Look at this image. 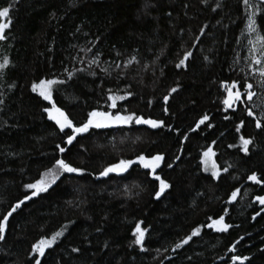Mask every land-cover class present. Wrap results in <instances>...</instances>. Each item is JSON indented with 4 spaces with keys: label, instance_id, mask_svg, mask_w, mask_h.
<instances>
[{
    "label": "trees",
    "instance_id": "trees-1",
    "mask_svg": "<svg viewBox=\"0 0 264 264\" xmlns=\"http://www.w3.org/2000/svg\"><path fill=\"white\" fill-rule=\"evenodd\" d=\"M4 7L11 23L0 40V63L8 58L0 70V219L31 196L25 185L57 159L82 171L60 172L9 217L0 264H239L233 257L264 264V205L256 200L264 183L248 180L256 173L264 181V49L249 43L256 33L248 32L243 0H0ZM260 7L256 29L264 36ZM41 80L63 81L52 86V101L76 125L95 110L163 126L91 128L68 145L44 111L52 105L32 90ZM234 82L253 97L226 108L225 86ZM110 95L126 99L110 108ZM241 137L251 140L247 154ZM209 148L215 179L201 164ZM157 154L163 160L155 173L136 163L99 175L122 159ZM155 175L169 185L159 198ZM221 216L229 227L217 232L209 225ZM138 223L146 230L142 245L134 243ZM56 232L62 235L43 256L32 252Z\"/></svg>",
    "mask_w": 264,
    "mask_h": 264
},
{
    "label": "snow or ice",
    "instance_id": "snow-or-ice-1",
    "mask_svg": "<svg viewBox=\"0 0 264 264\" xmlns=\"http://www.w3.org/2000/svg\"><path fill=\"white\" fill-rule=\"evenodd\" d=\"M243 3L246 7V9L249 10L248 14V32L256 33V41H249V43H258L262 49H264V36H261L259 32L256 29V12L261 10L260 6H264V0H260V5H252L250 3V0H243ZM255 9V10H253ZM9 16V8L4 7L0 8V40H3L5 38L4 33L6 29L10 26V19L7 20ZM252 52H256V48L253 47ZM189 53H185L183 59L179 61V63L176 65L177 68H180L185 64V61L188 59ZM261 55H264V51L261 52ZM253 63L260 64L261 60L256 59L255 55L253 56ZM8 64V58L5 57L3 60V63H0V70L4 69L5 66ZM259 75L261 77H264V68L259 69ZM56 83H63V81H55V80H41L39 84H33L32 90L35 92L37 89H39V95L46 101L49 102L52 106L50 108H45L44 111L47 113L48 119L50 121H54L55 125L59 129L60 132L65 133L66 140L65 143L68 145L73 144V141L76 140L78 135L87 133L89 129L95 128V129H101V128H108L115 125H130L132 123H135L137 125H147L148 127L152 129H156L163 126V122L156 119L151 118H144L142 116L136 115V114H120L117 113L115 115L111 114L110 112L105 111H90L87 115L86 121L83 123L76 125L74 124L73 120L69 118L68 115L64 111H62L59 107H57L53 101H52V86ZM237 87L236 83L234 82L231 87L225 86V90L227 92V97L224 99L223 104L226 108H230L233 103L240 100L241 93L239 91L233 92L232 89H235ZM246 89H251L252 85L247 84L245 85ZM177 89L173 88L171 89V92H176ZM247 99L251 100L253 97V93L250 91L246 93ZM112 103L109 105L110 108L116 107V101L123 99V97L118 96H112L110 95L108 97ZM168 96L164 97V102L167 103ZM167 111V110H165ZM248 116H253V113L251 111L247 112ZM227 119V117H225ZM208 120L207 116H204L200 119V121L197 124V127H199L200 124H203L205 121ZM211 127V125H208ZM262 123L261 121L256 122V128H261ZM66 129H70V133L65 132ZM237 132L240 131V126H237ZM251 143V140L245 139L244 137L240 138V150L244 152L245 154L248 153V146ZM229 147H233V145H229ZM57 148L61 153L65 151L63 147H61L59 144L57 145ZM215 155V153L212 151L211 148H209L207 151H205L202 154L201 164L204 165V170L208 171L211 169V174L213 179H215L218 176V169L215 161L212 159V157ZM163 160V156L160 154L151 156L150 158H146L144 155H140L136 158V161L133 160H120L118 163L112 164L106 168L103 169L102 172H100V176H108L109 173H116L121 174L125 172L130 165L133 163L139 162L140 166L145 169H150L152 173H155L156 169L160 167L161 161ZM171 167V164L168 165ZM81 169L73 167L71 164L67 163L64 159H57L55 161V165L52 169H49L46 173L42 174L41 178L37 180L35 183H30L25 185L26 189L33 190L31 192V196H25L23 200H20L18 203L12 206L11 211L7 213L3 217V219H0V240H3L5 238V228H6V222L8 221L9 217L13 215L21 207V205L24 203V201L31 199V197L37 196L41 192L47 191L48 187L51 183L55 182V179L58 178V174L60 172H66V173H81ZM227 171V169H225ZM52 176V180L49 181L46 179V177ZM154 179L159 181V190L156 192V197L159 198L162 192L169 187L168 183L165 182L164 179H162L159 175H155ZM248 180L255 183V184H261L264 183L261 179L257 178L256 173H252L250 176H248ZM239 192V189H236L231 193L229 202L236 199L237 194ZM256 200L259 202L260 205H264V196H257ZM211 219V218H210ZM224 217L221 216L219 219L213 220L212 225H209L210 227H214L216 231H227L228 225L224 222ZM145 229H142L140 224L138 223L136 225V228L133 232V235L135 236L134 243L137 245H142L144 241L145 236ZM199 234V229H194L192 232V236H196ZM61 232H56L50 239H44L41 238L39 241L34 243L32 245V252L36 253L39 256H43L45 254V249L52 247L53 243H55L56 238L61 236ZM191 239V236L186 238L180 243L176 244V248H180L182 244H187L188 241ZM143 250V248L141 249ZM73 252H76L77 249L73 248ZM233 261H239V264H243V260L247 258H240V257H233ZM35 264H41L39 259L35 260Z\"/></svg>",
    "mask_w": 264,
    "mask_h": 264
},
{
    "label": "rangeland",
    "instance_id": "rangeland-1",
    "mask_svg": "<svg viewBox=\"0 0 264 264\" xmlns=\"http://www.w3.org/2000/svg\"><path fill=\"white\" fill-rule=\"evenodd\" d=\"M38 90V92H39V89H37ZM232 91L233 92H235V91H239L240 93H241V96H240V100L239 101H236L235 103H233L232 104V106L231 107H233V106H235V104H237L238 102H242V101H244V97H247V95H243V92H241L240 91V89H232ZM118 97H123V96H118ZM126 99V97H123V99H120V100H117L116 101V106H117V104L119 103V102H121V101H123V100H125ZM248 100V99H247ZM111 103H112V101H111ZM119 126H127V125H115V126H112V127H108V128H114V127H119ZM101 129H106V128H101ZM212 159L214 160V156L212 157ZM215 161V160H214ZM136 163H139V162H136ZM136 163H133V164H136ZM161 163H162V161H161ZM132 164V165H133ZM132 165H130L129 166V168L125 171V172H127L128 170H130V168L132 167ZM161 165V164H160ZM158 169V168H157ZM156 169V170H157ZM125 172H123V173H125ZM207 173H209V174H211V169H209L208 171H206ZM123 173H121V174H123ZM110 174H116V173H109V175ZM165 192V190L162 192V194ZM161 194V195H162ZM224 222V221H223ZM212 225V224H211ZM212 229H214L215 230V228L214 227H211ZM216 231V230H215ZM217 232H224V231H217Z\"/></svg>",
    "mask_w": 264,
    "mask_h": 264
},
{
    "label": "water",
    "instance_id": "water-1",
    "mask_svg": "<svg viewBox=\"0 0 264 264\" xmlns=\"http://www.w3.org/2000/svg\"><path fill=\"white\" fill-rule=\"evenodd\" d=\"M254 119H257V117L253 114V116H252ZM260 129V128H259ZM251 182V181H250Z\"/></svg>",
    "mask_w": 264,
    "mask_h": 264
}]
</instances>
